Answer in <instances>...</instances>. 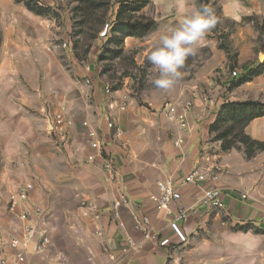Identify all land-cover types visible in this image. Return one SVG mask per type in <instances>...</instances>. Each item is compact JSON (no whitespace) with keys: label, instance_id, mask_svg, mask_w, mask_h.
<instances>
[{"label":"crops","instance_id":"0c3cea01","mask_svg":"<svg viewBox=\"0 0 264 264\" xmlns=\"http://www.w3.org/2000/svg\"><path fill=\"white\" fill-rule=\"evenodd\" d=\"M212 1L221 20L232 26L227 43L233 58L218 38L205 36L171 89L150 93L147 88L132 97L123 79L111 98L126 101L127 108L110 114L124 133L125 148L106 127L103 89L109 83L92 52L77 61L70 50L62 52L53 44L44 21L15 4L0 5V234L20 236L22 223L16 215L29 206L19 202L12 213L8 196L27 183L34 186L30 199L47 212L50 223L48 247L28 256L26 264H264V150L248 160L243 150L221 151L219 146L211 150L209 143V128L222 105L264 104V72L233 85L264 62L258 60L264 54V0ZM193 8L194 4L180 2L169 26ZM158 37L149 38L146 51L137 56L138 70ZM143 45L139 38L123 40L125 49ZM151 69L157 72L154 66ZM188 101L193 103L190 130L180 133L160 110L167 102L178 107ZM59 113L73 121L71 144L65 148L49 132V120ZM198 113L201 121L195 118ZM88 132L106 144L115 181H104L101 154L89 147ZM244 133L264 143V117L251 121ZM205 154L209 162L203 161ZM200 166L217 167L216 186L224 195V209L197 208L180 224L186 237L182 243L167 221L156 216L150 196L156 194L158 181L171 178L178 184ZM208 186L179 187L180 206H192L200 188ZM82 203L92 204L99 220ZM221 212L233 224L250 223L261 232H235L221 221ZM134 214L147 216L158 240L167 239L169 244L162 247L143 239L134 228Z\"/></svg>","mask_w":264,"mask_h":264},{"label":"built area","instance_id":"2783aa9c","mask_svg":"<svg viewBox=\"0 0 264 264\" xmlns=\"http://www.w3.org/2000/svg\"><path fill=\"white\" fill-rule=\"evenodd\" d=\"M107 33L105 29L100 36L104 37ZM104 94L107 97L106 105L108 113L104 115V121L108 130L113 132L114 138L120 142V146L125 148L127 141L122 140L124 133L122 129L115 124L110 112H124L127 108L126 101L120 103L115 102L111 98L112 89L109 85L104 87ZM193 108V103L188 101L180 106L167 102L160 110L163 118L174 124L180 133L190 130L188 122V115ZM198 121H201L202 113L195 115ZM86 127L87 124L83 123ZM73 121L65 114L59 113L52 116L49 120V132L53 140L58 146L62 148L68 147L71 144V128ZM88 145L91 149L99 152L102 158V169L105 173V182L115 181L117 173L114 166L113 159L105 153L106 144L103 143L95 133L88 132ZM180 140H176L174 145L179 147ZM203 161L209 162V155L203 156ZM217 167H197L186 177L176 184L171 178H164L157 182L156 194L150 196V201L154 206V212L157 217L166 220L170 230L177 237V239L185 243L186 237L180 227L181 223L186 222L190 216L196 213L197 208H205L207 210L224 209V195L222 191L216 186L218 181ZM186 184L203 185L210 184L208 187H201L200 193L196 197L192 206L181 207V193L179 187ZM34 189L33 184L27 183L22 186L16 193L8 196V210L14 213L19 202H25L29 206V210H23L16 216L22 223L20 228V236H2L0 234V264H26L28 256L38 255L48 247L50 243L49 230L50 223L48 214L42 208L32 202L29 193ZM246 195L242 196L245 199ZM122 202L126 203L125 196L120 198ZM81 207L94 211V220H99L100 214L95 211V207L90 203H82ZM115 219L118 218V212L113 213ZM134 228L138 231L145 240H154L159 246H167L169 241L167 239L158 240L154 233L151 222L147 216L138 214L133 215ZM129 246H133V242L127 238ZM10 250V254L8 253Z\"/></svg>","mask_w":264,"mask_h":264},{"label":"rangeland","instance_id":"374dc122","mask_svg":"<svg viewBox=\"0 0 264 264\" xmlns=\"http://www.w3.org/2000/svg\"><path fill=\"white\" fill-rule=\"evenodd\" d=\"M32 1L45 8L46 12L44 16H37L29 12L23 4L15 3L14 0H0V5L4 3L15 4L22 11L29 12L34 17L44 21L45 26L47 25V27H49L48 32L52 38L53 44L62 52L65 51L69 53L68 50H70L74 57L75 54L82 57L85 47L90 45L88 53L92 52V56H95L97 64L100 66L101 72L104 74L105 80L109 83L112 91L122 85L121 82H123V79H127L128 87L130 88V96L132 97L138 98L139 91L147 88H150V93H156L157 87H155L153 82L158 78V73L152 71L151 67H153V65L148 59L141 65L143 69L138 70V61H136V58L137 56L141 57L143 51H146L147 48L145 46L149 38L159 36L166 30L165 25H167L176 14V9L180 2L194 4L195 8H202L205 5L211 7L217 17V24L206 36L212 39L218 38L221 41L220 46L229 47L227 43V34L232 30V26L221 20L219 7L217 3L212 0H208V2L204 0H90V3H92L94 7L84 4L82 2L84 0ZM120 3L130 4V8L143 6L139 12L134 13L135 16H142L147 20L155 22L157 29L148 36L139 38L141 39V43L145 44L142 47L135 46L131 49H125L122 43L121 46L118 47L121 49L120 54L114 57L106 54V59L103 62H99V57L103 53L104 43L110 36V28L115 21ZM164 8H167V10L163 11ZM105 29L107 33L104 37H101L100 34ZM259 29L262 31V25H259ZM96 30L97 32H95ZM94 35L95 39L91 40L90 37ZM110 47L114 48L115 46L110 45ZM154 48L155 47H153L152 50H154ZM229 51L231 53L230 49ZM86 58L87 56H85L84 60ZM190 58L191 57H189L188 60ZM230 58L232 59L233 55L230 56ZM246 74L247 73L243 74L241 78H245ZM216 137L215 135H211L209 138L211 150H215L214 146H219L220 148V141L217 140ZM234 150H243L244 153L245 148L242 145H237V149ZM257 153H259V151H256L255 155ZM219 216L221 221H223L225 225L230 226L235 232H242V228L246 227L252 231L257 230V227L250 223L243 225L238 223L233 224V221L227 217L224 212L219 213Z\"/></svg>","mask_w":264,"mask_h":264},{"label":"trees","instance_id":"16d2710c","mask_svg":"<svg viewBox=\"0 0 264 264\" xmlns=\"http://www.w3.org/2000/svg\"><path fill=\"white\" fill-rule=\"evenodd\" d=\"M15 3L23 4L25 8L37 15L44 16L45 8L33 2L32 0H14ZM208 2V0H204ZM86 5L94 7L90 0L82 1ZM130 4L120 3L116 13L115 21L110 28V36L104 43L103 53L99 57V62H103L106 58L105 55L109 54L111 57L120 54L121 49L118 48L127 37L144 38L154 32L157 27L155 22L145 19L142 16H135L134 13L139 12L143 6L130 8ZM129 11V12H128ZM97 32V30L95 31ZM91 40L95 39V35L90 37ZM110 45H114L111 48ZM227 53H230L228 47H222ZM90 45L85 47L83 56L80 57L75 54L77 60H84L88 55ZM264 72V62L257 68L250 70L245 75V78H239L233 85L237 86L244 82L250 81L253 77ZM264 117V104L255 102L244 103H226L221 106L217 113L214 123L209 128V134L217 136L220 141L221 151H230L237 149V145L244 146L245 156L251 159L256 151L264 150V143H260L250 139L244 133L245 127L254 119ZM250 230L249 228H242L243 232ZM256 234L261 230L254 231Z\"/></svg>","mask_w":264,"mask_h":264},{"label":"clouds","instance_id":"9594fccd","mask_svg":"<svg viewBox=\"0 0 264 264\" xmlns=\"http://www.w3.org/2000/svg\"><path fill=\"white\" fill-rule=\"evenodd\" d=\"M217 17L211 7L193 8L175 26L169 27L158 37L157 44L148 55L158 78L155 87L165 91L180 79L189 57H194L205 36L216 26Z\"/></svg>","mask_w":264,"mask_h":264},{"label":"water","instance_id":"95a60500","mask_svg":"<svg viewBox=\"0 0 264 264\" xmlns=\"http://www.w3.org/2000/svg\"><path fill=\"white\" fill-rule=\"evenodd\" d=\"M258 60L262 63L263 60H264V54L260 53V54L258 55Z\"/></svg>","mask_w":264,"mask_h":264}]
</instances>
